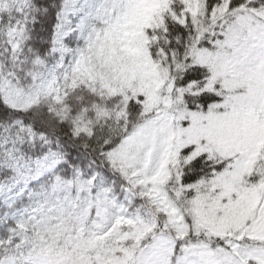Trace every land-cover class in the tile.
<instances>
[{"label": "snow or ice", "instance_id": "obj_1", "mask_svg": "<svg viewBox=\"0 0 264 264\" xmlns=\"http://www.w3.org/2000/svg\"><path fill=\"white\" fill-rule=\"evenodd\" d=\"M0 264H264V0H0Z\"/></svg>", "mask_w": 264, "mask_h": 264}]
</instances>
